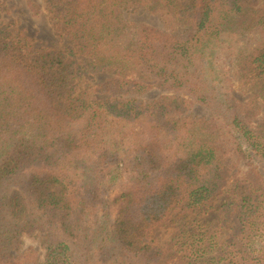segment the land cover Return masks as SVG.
<instances>
[{
  "label": "trees",
  "instance_id": "1",
  "mask_svg": "<svg viewBox=\"0 0 264 264\" xmlns=\"http://www.w3.org/2000/svg\"><path fill=\"white\" fill-rule=\"evenodd\" d=\"M261 1L47 0L69 46L37 53L0 0V264H24L33 234L46 264H264V110L230 76L264 83ZM132 4L165 28L128 21Z\"/></svg>",
  "mask_w": 264,
  "mask_h": 264
},
{
  "label": "rangeland",
  "instance_id": "2",
  "mask_svg": "<svg viewBox=\"0 0 264 264\" xmlns=\"http://www.w3.org/2000/svg\"><path fill=\"white\" fill-rule=\"evenodd\" d=\"M177 1L180 5H186L189 2V0ZM3 2L6 6V11L3 12V23L15 34L22 33L26 35L31 40L35 52L41 53L44 51L61 50L69 46V41L67 39L56 34L54 23L51 21L48 13L44 11L47 0H3ZM29 3H34L40 6L42 14L35 15ZM261 5H264V0L261 1ZM125 17L128 21L134 23H146L158 29L165 28L161 17L150 13L144 6L132 4L129 9L126 10ZM80 60H86V58H81ZM226 63H228L227 60ZM112 74L113 72H105L97 75L95 79H86L84 88H87L89 84L95 86L110 77ZM230 76L231 84L233 86L232 89L239 101L248 104V106L253 107L254 110L258 107L264 110V100H262V96H264V83L256 85L248 82L242 83L240 82L239 77L232 74V72L230 73ZM90 94L92 99H102V96L95 93L93 87L90 89ZM164 95H168V93L163 92L159 88H155L142 95L141 98L147 102L159 99ZM170 95L179 96L185 101L188 108L186 116L206 119L212 117L211 111L206 106L198 104L179 93H171ZM252 170L253 168L247 166L243 162H234L232 174H236L238 175L237 178H241ZM260 171L264 175L261 168ZM224 199L225 196H222L214 202V205L211 207V210L205 217L204 221L210 222L217 215L216 210L222 205ZM171 232L172 229H156L151 234V239L162 246L169 241ZM23 240V250L19 254V259L24 262V264H46V252L42 245V236L38 234L25 235Z\"/></svg>",
  "mask_w": 264,
  "mask_h": 264
}]
</instances>
